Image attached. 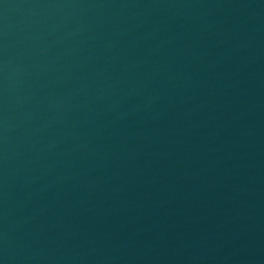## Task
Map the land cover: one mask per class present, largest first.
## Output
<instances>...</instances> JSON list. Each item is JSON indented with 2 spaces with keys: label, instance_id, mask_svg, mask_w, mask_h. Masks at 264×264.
<instances>
[{
  "label": "water",
  "instance_id": "obj_1",
  "mask_svg": "<svg viewBox=\"0 0 264 264\" xmlns=\"http://www.w3.org/2000/svg\"><path fill=\"white\" fill-rule=\"evenodd\" d=\"M0 264H264V0H0Z\"/></svg>",
  "mask_w": 264,
  "mask_h": 264
}]
</instances>
